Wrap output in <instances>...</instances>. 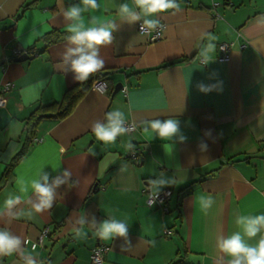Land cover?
<instances>
[{"label":"crops","instance_id":"0c3cea01","mask_svg":"<svg viewBox=\"0 0 264 264\" xmlns=\"http://www.w3.org/2000/svg\"><path fill=\"white\" fill-rule=\"evenodd\" d=\"M78 2L0 0V89L12 84L0 108V211L10 195H20V182H30L41 170L49 174V183L65 169L72 173L70 180L78 181L75 187L61 185L52 208L31 219L0 215V228L34 242L48 227L42 247L32 253L43 264H91L99 245L107 247L104 264H223L227 258L217 238L239 230L238 215L264 214V0H178L180 11L158 14L167 27L154 43L138 32L139 22L129 25L117 15L116 5H131V0H98L99 10L84 14L86 25L91 15L118 25L112 44L100 48L106 91L90 90L61 121H41L26 156L4 182L33 109L60 101L79 83L65 71L67 38L46 49L39 42L54 31L69 35L62 9ZM204 34L214 37L216 45L208 65L199 56L208 42ZM221 44L231 45L227 60L219 59ZM32 47L35 56L14 61L13 50L22 55ZM181 59L186 61L156 70ZM40 82L43 86L34 90ZM199 82H220L222 91L202 93ZM118 83L122 90L112 97L108 92ZM116 109L136 127L105 144L91 127ZM168 118L178 119L188 138L174 148L151 131L145 133L141 124ZM209 130L211 135H205ZM201 141L206 152L198 150ZM161 171L176 180L164 188L172 192L167 211L148 207L143 193ZM201 195L215 200L207 214L201 210ZM30 198L31 189L12 211L29 210ZM85 214L89 222L113 214L125 221L128 243L119 237L100 240L91 223L84 226L86 239L75 238V221ZM0 264L23 261L14 254L0 257Z\"/></svg>","mask_w":264,"mask_h":264},{"label":"clouds","instance_id":"9594fccd","mask_svg":"<svg viewBox=\"0 0 264 264\" xmlns=\"http://www.w3.org/2000/svg\"><path fill=\"white\" fill-rule=\"evenodd\" d=\"M98 0H79L78 3L69 5L62 9V15L67 22V41L69 47L63 54V63L65 71L73 73L74 81L85 82L89 77L104 68L105 61L100 55V48L112 44L114 40L113 32L118 30L115 21L101 22L95 15H91L87 25L85 23V13L99 10ZM171 11L172 14L180 11L178 0H131L129 3H120L116 5L117 15L124 22L133 25L139 22V31L145 36H150L153 32L161 34L166 30V25L161 23L158 14ZM207 39L206 45L201 47L199 56L204 65L210 64L214 59L212 54L216 50L213 43L214 37L204 34L202 40ZM42 82L33 86V89L42 87ZM197 90L202 93L212 91H222L220 82L205 86L202 82L197 83ZM38 96V92L36 93ZM35 98V96H34ZM143 131H151L161 140L170 141L168 147L174 148L176 143H185L187 137L183 134L180 121L175 118L152 119L141 121ZM135 124L128 125L125 113L119 109L106 113L103 121L97 120L92 124L91 131L96 139L105 144L115 143L118 137L128 135L135 130ZM205 135H211L210 130ZM198 150L206 152L208 146L205 142L198 143ZM129 150H133V144L127 145ZM122 171L126 169H121ZM72 173L69 169L62 171L60 175L55 176L49 183V174L42 170L37 177L30 182H20V195H10L4 202V210L0 215L8 214L13 218L21 216L29 219L34 214L43 213L52 208L57 196V189L61 185L67 184L68 187H75L78 181L70 180ZM176 180L169 177L164 171H161L154 179L147 181V189L151 202L154 204L161 191L166 187L175 185ZM29 189L33 194L29 202L31 208L27 211L21 210L19 213L13 212L17 205L22 203L23 194L28 193ZM201 210L207 214L215 203L213 196L201 195L198 197ZM91 223L95 228L96 236L102 241L122 238L128 243L129 225L115 217L109 215L108 218L97 222L93 217L89 222L87 215L80 216L74 227V236L77 239H86L87 232L84 230L86 224ZM239 230L228 236L217 238V248L223 254L225 259L223 264H264V214L257 215H238L235 220ZM259 237L255 244L249 241ZM27 241L20 236L14 235L11 231L0 228V257L12 256L17 254L23 261V264H43L32 253L35 251V245L32 246V252L26 250ZM154 245V241L151 242Z\"/></svg>","mask_w":264,"mask_h":264},{"label":"trees","instance_id":"16d2710c","mask_svg":"<svg viewBox=\"0 0 264 264\" xmlns=\"http://www.w3.org/2000/svg\"><path fill=\"white\" fill-rule=\"evenodd\" d=\"M30 5H27L26 7ZM66 38L67 35L54 31L42 37L39 42H41L44 45V48L46 49L48 46L58 43ZM26 54L29 55V57L35 56L36 52L34 51V47L29 48L26 51ZM185 61L186 59H181L177 62L166 63L161 65V67L157 68L156 70L166 69L173 64L184 63ZM104 79L105 74L102 72H97L91 75L87 81L79 82L74 87L68 89L64 93L60 101L51 103L46 106L39 105L33 109V111L25 122V139L23 146L21 150L12 158L9 165L7 166L3 176L4 182L11 170L26 156L30 145L34 141L35 133L40 122L46 119L61 121L67 118L74 111L77 104L91 90L92 83L95 81H104ZM108 93L109 95H111V92ZM88 196H90V194ZM175 264H180V262Z\"/></svg>","mask_w":264,"mask_h":264},{"label":"built area","instance_id":"2783aa9c","mask_svg":"<svg viewBox=\"0 0 264 264\" xmlns=\"http://www.w3.org/2000/svg\"><path fill=\"white\" fill-rule=\"evenodd\" d=\"M137 28H138V32L140 33L139 25ZM161 35H162V33L158 35L157 32H153L150 36H148V41L151 43L157 42L158 40H160ZM230 47H231L230 44L219 45V51L221 54L219 57L220 60H227L229 53H230ZM240 48L241 49L245 48V45H241ZM20 54H21V52L19 49L13 50L14 57H18ZM11 88H12L11 83H5L1 87V89H0V108L5 105L6 94L10 91ZM106 89H107V87H106V84L104 81H95L91 85V90H94V91L105 92ZM128 125L131 126L132 124L129 123ZM132 159L134 160L135 164L139 163L137 155H133ZM143 193L146 194L145 204L148 207H159V208L167 211L166 204L170 201V198L172 196L171 190H169V189L162 190L159 197L156 199L154 204L150 200L148 191L144 190ZM48 235H49V228L46 227L41 231V233H40V235L36 241L31 242L28 239H25L24 241H27L26 245H28L31 249H32L33 245H35L36 246L35 249H37L38 247H42L43 242L48 237ZM164 235L166 237H170L171 231L166 230L164 232ZM106 253H107V247L106 246L99 245L96 248H94V250L92 251L91 256H90L91 264H104V259H105Z\"/></svg>","mask_w":264,"mask_h":264},{"label":"water","instance_id":"95a60500","mask_svg":"<svg viewBox=\"0 0 264 264\" xmlns=\"http://www.w3.org/2000/svg\"><path fill=\"white\" fill-rule=\"evenodd\" d=\"M28 59V55L27 54H22L20 56H18L14 61L15 62H22ZM122 90V85L120 83H118L117 85L114 86L113 91L111 96H115L118 92H120Z\"/></svg>","mask_w":264,"mask_h":264}]
</instances>
